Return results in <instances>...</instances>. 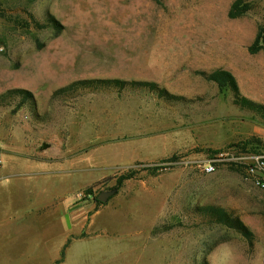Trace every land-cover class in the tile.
<instances>
[{"label": "rangeland", "instance_id": "obj_1", "mask_svg": "<svg viewBox=\"0 0 264 264\" xmlns=\"http://www.w3.org/2000/svg\"><path fill=\"white\" fill-rule=\"evenodd\" d=\"M234 1L0 0V94L18 88L35 99L0 106V170L18 174L37 161L69 186L82 225L55 264H264V190L251 171L264 154V123L202 75L228 70L264 105V55L248 50L264 0H245L252 10L230 19ZM98 78L154 81L187 101L54 95ZM130 169L135 178L117 187L115 176ZM206 206L238 217L253 243L201 216ZM40 241L21 238L2 264H23Z\"/></svg>", "mask_w": 264, "mask_h": 264}, {"label": "crops", "instance_id": "obj_2", "mask_svg": "<svg viewBox=\"0 0 264 264\" xmlns=\"http://www.w3.org/2000/svg\"><path fill=\"white\" fill-rule=\"evenodd\" d=\"M30 163L18 174L0 170V244L5 247L0 264L5 256L18 253L19 241L27 236L41 241L23 264H55L69 235L82 225L72 219L70 189H64L63 178H55L37 161ZM5 179L10 180L3 182Z\"/></svg>", "mask_w": 264, "mask_h": 264}, {"label": "trees", "instance_id": "obj_3", "mask_svg": "<svg viewBox=\"0 0 264 264\" xmlns=\"http://www.w3.org/2000/svg\"><path fill=\"white\" fill-rule=\"evenodd\" d=\"M159 3V0H153ZM252 5L245 3V0H235L229 9L228 17L230 19H237L246 15L252 10ZM3 15V11H0V16ZM37 27H43L33 19ZM251 54L263 53L264 55V24H260L258 27L257 34L253 40V43L249 47ZM207 81L213 82L219 90H229L232 94L233 104L242 110L251 111L259 115L264 123V105L257 103L248 97L244 96L238 84L236 77L228 70L217 69L210 73H202ZM83 91L99 92V91H130V92H147L160 99L169 102H182L187 101L184 97L176 96L169 93L165 88L161 87L157 82L145 81V80H124L119 78L109 79H83L71 83L61 89L55 91L54 95L59 96L66 94H76ZM16 97L20 98V103L31 104L35 101L34 96L31 92L24 89H10L0 94V106L10 104ZM207 153H219L220 150L206 149L202 150ZM178 158L172 156L167 159H163L162 162H173ZM147 170L152 169L151 167L146 168ZM138 171L130 169L126 172L121 173L116 178L117 187H122L125 182L135 178ZM91 191V188L87 189ZM199 213L204 218L210 220L213 223L224 225L230 229H234L239 232L245 239L250 243H253L254 234L249 228L232 213L226 212L224 209L216 206H206L199 208ZM201 264H208L202 262Z\"/></svg>", "mask_w": 264, "mask_h": 264}, {"label": "built area", "instance_id": "obj_4", "mask_svg": "<svg viewBox=\"0 0 264 264\" xmlns=\"http://www.w3.org/2000/svg\"><path fill=\"white\" fill-rule=\"evenodd\" d=\"M220 155L216 158L220 160ZM213 167L209 164V171H212ZM251 171L255 174L254 181L262 190H264V154H260L254 157V165L251 166Z\"/></svg>", "mask_w": 264, "mask_h": 264}, {"label": "water", "instance_id": "obj_5", "mask_svg": "<svg viewBox=\"0 0 264 264\" xmlns=\"http://www.w3.org/2000/svg\"><path fill=\"white\" fill-rule=\"evenodd\" d=\"M99 200H104V197L103 198H99Z\"/></svg>", "mask_w": 264, "mask_h": 264}]
</instances>
